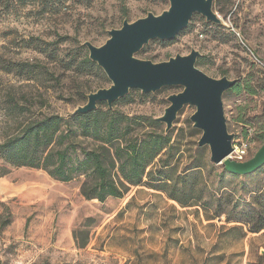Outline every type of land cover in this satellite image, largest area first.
Masks as SVG:
<instances>
[{
    "label": "rangeland",
    "instance_id": "obj_1",
    "mask_svg": "<svg viewBox=\"0 0 264 264\" xmlns=\"http://www.w3.org/2000/svg\"><path fill=\"white\" fill-rule=\"evenodd\" d=\"M212 1L220 23L194 13L174 38L150 39L135 56L161 62L197 49L202 60L195 64L207 75L238 78L240 91H224L222 109L233 147H245L247 160L264 143V0ZM168 6V0H0V66L25 60L43 71L34 79L0 68V140L24 120L25 109L13 107L15 102L28 98L32 111L42 103L39 112L67 116L87 102V93L111 85L103 70L77 74L59 58L68 60L77 45L88 52L85 40L100 46L107 30L125 19L160 14ZM58 36L67 38L54 58L24 41L54 42ZM181 88H133L128 101L111 108L156 118L164 114L167 95ZM193 112L184 105L168 131L160 122L158 131L168 133L173 147L147 168L154 173L121 198L87 200L79 192L83 177L63 182L0 157V264H264V228L248 230L264 216V164L233 175L213 163L208 145H198L201 130L192 126ZM160 168L183 190L188 206L158 188Z\"/></svg>",
    "mask_w": 264,
    "mask_h": 264
},
{
    "label": "trees",
    "instance_id": "obj_2",
    "mask_svg": "<svg viewBox=\"0 0 264 264\" xmlns=\"http://www.w3.org/2000/svg\"><path fill=\"white\" fill-rule=\"evenodd\" d=\"M66 38L58 36L54 42H37L34 39L24 41L34 43L41 52L54 58L57 55V45ZM82 49L83 46L77 45L74 50L69 51L72 53L68 60L59 58V61L67 70L71 69L77 74L102 73L103 69L89 58V52H83ZM201 60L202 57H198L196 63L201 64ZM40 67V64L25 60H8L0 66L5 72L34 79H38L43 73ZM45 72L50 71L46 68ZM240 87L241 83L237 82L230 89L239 92ZM246 88L254 93L248 84ZM79 96L80 99H86L84 93ZM129 98L126 94L118 101L126 102ZM100 104L103 102L98 105ZM31 105L34 102L28 98L22 104H13V107L25 109V117L16 129L0 140V157L9 165L43 169L50 177L63 182L83 177L79 192L87 200L95 198L103 202L107 197L121 198L129 186L140 184L143 177L152 174L153 170L147 168L153 165L157 156L173 147L168 133L158 131L160 122L155 117H131L109 108L108 105L105 108L98 106L87 113L71 112L64 116L39 112L41 105L32 111ZM259 168L257 169L260 170ZM155 173L160 175L157 176L160 190L165 191L179 205H189L188 198L181 197L180 192L183 190L176 187L175 181H167L170 177L161 168L155 170ZM258 216L260 219L249 225V231L263 230L264 216ZM74 239L77 240V246H84L83 242L78 241L76 232Z\"/></svg>",
    "mask_w": 264,
    "mask_h": 264
},
{
    "label": "water",
    "instance_id": "obj_3",
    "mask_svg": "<svg viewBox=\"0 0 264 264\" xmlns=\"http://www.w3.org/2000/svg\"><path fill=\"white\" fill-rule=\"evenodd\" d=\"M168 8L160 14L147 12L144 17L132 22L125 19L120 27L107 30L109 37L96 46L91 41L83 43L89 58L103 69L111 82L108 87L87 93V102L78 105L72 112L87 113L95 110L99 102L106 101L109 108L130 89L142 93L154 92L165 86H181L177 93L167 95L168 105L164 114L156 117L165 124V130L172 128L173 121L184 105L194 107L189 119L192 126L201 130L197 142L208 145L210 160L222 163L225 170L238 175L252 172L264 164V143L257 152L245 161L229 157L233 151V134L228 132L222 94L239 81L238 78L210 77L195 64L199 50L188 54H177L161 62L140 59L135 56L150 39H172L179 30L186 27L194 13L207 21L220 23L213 11L212 0H168Z\"/></svg>",
    "mask_w": 264,
    "mask_h": 264
},
{
    "label": "built area",
    "instance_id": "obj_4",
    "mask_svg": "<svg viewBox=\"0 0 264 264\" xmlns=\"http://www.w3.org/2000/svg\"><path fill=\"white\" fill-rule=\"evenodd\" d=\"M233 154V157L237 161H244L245 160V154H246V148L245 147H234L233 151L230 153Z\"/></svg>",
    "mask_w": 264,
    "mask_h": 264
}]
</instances>
